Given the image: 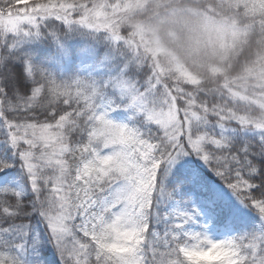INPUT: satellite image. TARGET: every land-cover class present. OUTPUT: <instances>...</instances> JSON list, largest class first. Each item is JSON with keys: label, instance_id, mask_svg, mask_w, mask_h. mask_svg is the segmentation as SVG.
<instances>
[{"label": "trees", "instance_id": "16d2710c", "mask_svg": "<svg viewBox=\"0 0 264 264\" xmlns=\"http://www.w3.org/2000/svg\"><path fill=\"white\" fill-rule=\"evenodd\" d=\"M34 1L0 0V264H118L105 224L92 236L73 217L86 198L78 171L106 146L94 136L101 112L159 170L151 206L138 204L149 211L145 264H191L153 232L175 227L191 241L187 227L205 228L197 210L165 221L175 176L202 185L245 264H264V0H74L30 20L36 36L19 40L8 19ZM174 105L180 125L166 131L150 111ZM44 127L54 143L37 138Z\"/></svg>", "mask_w": 264, "mask_h": 264}, {"label": "rangeland", "instance_id": "374dc122", "mask_svg": "<svg viewBox=\"0 0 264 264\" xmlns=\"http://www.w3.org/2000/svg\"><path fill=\"white\" fill-rule=\"evenodd\" d=\"M34 2L36 3L32 6L35 9L8 19L9 31L18 35L19 40L20 33L24 34L23 40L30 38L33 34L34 37L36 36L34 32L25 30L24 27L32 24L30 20L36 19L37 15L77 7L74 0H35ZM148 42L155 47V51H162L158 38L154 37V40H148ZM173 67L188 81L196 80L183 64L175 62ZM124 90L127 91L126 88ZM150 113L166 131L180 125L175 105L159 113L155 111ZM96 126L95 139L99 143H105L106 146L103 147L104 152L93 153L92 160L85 162L76 176L83 180L86 195V198L78 204L73 216L76 226L94 236L96 234L93 231L99 229L104 223L106 231L112 238L108 248L113 250L118 264H145L146 255L141 248L145 245L148 233L149 211L147 210L143 215L142 208L138 204H141V201L142 204L147 201L146 206H151L150 196L158 186L159 170L149 173L152 164H150L151 156L148 149H144L145 146L140 143L139 138L127 132L120 124L113 122L105 112L99 113ZM185 127L190 129V119L187 120ZM51 129V127H44L41 131L36 130L37 138L48 144L54 143L57 140V134ZM195 148L197 149L196 146ZM47 159L50 160L49 157ZM171 163L175 164L174 161ZM94 187L98 190L88 194L89 189ZM170 189L171 194H174L176 198L169 203L173 204L170 209L173 216L167 215L165 221L184 224L186 219L194 215L196 209L207 220L206 226L198 236L195 235V227L192 225L187 227L186 234L192 236L191 241H181L175 227L167 226L163 233L153 232L157 245L162 244L166 250L172 251L174 244L180 257L191 264H245L239 248L231 244V237L235 235L236 230L232 226L220 223V210L208 197L197 194L196 191L201 189V184L191 177L181 179L175 176ZM98 195L102 197L100 200ZM102 207L110 209L109 216L104 215ZM239 209L247 210L242 206Z\"/></svg>", "mask_w": 264, "mask_h": 264}]
</instances>
